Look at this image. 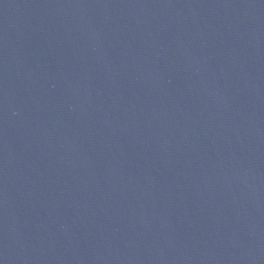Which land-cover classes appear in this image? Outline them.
I'll list each match as a JSON object with an SVG mask.
<instances>
[{
    "label": "water",
    "instance_id": "obj_1",
    "mask_svg": "<svg viewBox=\"0 0 264 264\" xmlns=\"http://www.w3.org/2000/svg\"><path fill=\"white\" fill-rule=\"evenodd\" d=\"M0 264H264V0H0Z\"/></svg>",
    "mask_w": 264,
    "mask_h": 264
}]
</instances>
